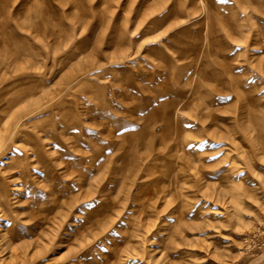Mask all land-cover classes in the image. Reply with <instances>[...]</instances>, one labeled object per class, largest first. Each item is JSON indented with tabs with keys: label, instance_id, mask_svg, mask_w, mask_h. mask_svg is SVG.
<instances>
[{
	"label": "rangeland",
	"instance_id": "374dc122",
	"mask_svg": "<svg viewBox=\"0 0 264 264\" xmlns=\"http://www.w3.org/2000/svg\"><path fill=\"white\" fill-rule=\"evenodd\" d=\"M0 147V264H264V0H0Z\"/></svg>",
	"mask_w": 264,
	"mask_h": 264
},
{
	"label": "bare ground",
	"instance_id": "6f19581e",
	"mask_svg": "<svg viewBox=\"0 0 264 264\" xmlns=\"http://www.w3.org/2000/svg\"><path fill=\"white\" fill-rule=\"evenodd\" d=\"M2 147H0V149H1ZM3 149V148H2ZM2 149H1V151H2ZM0 151V152H1ZM24 169V168H23ZM19 170V169H18ZM20 171V170H19ZM25 171V170H24ZM5 200V199H4ZM31 230H32V228H31ZM27 234V233H26ZM13 237V236H12ZM12 240V239H11ZM14 244V243H13ZM38 245V244H37ZM10 246V245H9ZM17 246V245H16ZM11 249V248H10ZM19 255V254H18ZM11 256V255H10ZM15 257H17L16 255H14ZM12 257V256H11ZM14 258V257H13ZM20 260H22L21 258H20ZM17 261V260H16ZM19 262V261H18ZM22 262V261H21ZM14 263V262H13ZM10 264V263H9Z\"/></svg>",
	"mask_w": 264,
	"mask_h": 264
}]
</instances>
